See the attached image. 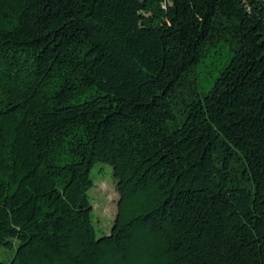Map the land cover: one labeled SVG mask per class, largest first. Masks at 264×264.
Instances as JSON below:
<instances>
[{
    "label": "trees",
    "instance_id": "trees-1",
    "mask_svg": "<svg viewBox=\"0 0 264 264\" xmlns=\"http://www.w3.org/2000/svg\"><path fill=\"white\" fill-rule=\"evenodd\" d=\"M14 241L8 264H264V0H0Z\"/></svg>",
    "mask_w": 264,
    "mask_h": 264
},
{
    "label": "rangeland",
    "instance_id": "rangeland-1",
    "mask_svg": "<svg viewBox=\"0 0 264 264\" xmlns=\"http://www.w3.org/2000/svg\"><path fill=\"white\" fill-rule=\"evenodd\" d=\"M95 186L89 194L93 200V223L98 238L111 233L117 214L118 193L114 181L113 168L110 165L98 163L91 173ZM18 243L13 242L9 248L0 247V264H8L15 256Z\"/></svg>",
    "mask_w": 264,
    "mask_h": 264
}]
</instances>
